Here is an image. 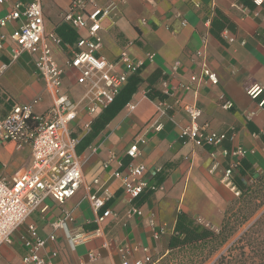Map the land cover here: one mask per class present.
I'll use <instances>...</instances> for the list:
<instances>
[{"label": "crops", "instance_id": "crops-1", "mask_svg": "<svg viewBox=\"0 0 264 264\" xmlns=\"http://www.w3.org/2000/svg\"><path fill=\"white\" fill-rule=\"evenodd\" d=\"M14 1L0 4V17L10 11ZM110 1L116 6L101 19V53L114 61L126 50L139 64L142 80L97 135L91 136L92 124L84 126L99 114V110L94 114L86 111V99L77 106L70 130L77 140L75 153L84 183L90 186V193L107 198L102 209L109 208L111 214L103 221L100 234L83 185L63 204L47 198V209L29 214L11 233L10 241L0 245V264H23L25 243L31 239L29 226L46 239L42 256L50 258L57 251L53 264H118L119 248L126 249L127 259L133 263L144 257L143 248L151 255L167 249L179 212L211 229L221 223L231 198L220 181L231 161L220 153L222 148L230 151L240 146L245 150L239 167L246 175L233 171L237 188L239 184L247 186L251 175L264 173L262 95L252 98L248 93L253 85L264 87V0H92L85 11ZM69 2L41 0L43 29L53 57L64 70L63 89L78 101L86 86L67 63L66 45L77 39V33L62 20ZM20 23L11 20L0 27V36H4L0 65L6 64L0 73V119L13 104L36 99L33 110L37 113L51 104V96L36 73L34 55L23 52L11 58L14 43L9 35ZM49 33L59 36L61 45L54 44L47 37ZM203 64L216 74L217 83L204 77L190 79L199 75ZM226 100L232 103L229 109L222 107ZM184 104L200 109L197 123L201 128L225 134L218 146L197 144L181 134L190 123ZM155 121L162 124L161 129H155ZM135 142L139 154L131 159L126 150ZM30 160L29 146L0 142V176L10 180L26 169ZM130 162L145 166L143 179L148 184L133 199L114 176L115 170L127 173ZM152 184H156L155 189H150ZM64 211L74 218L67 220L66 227L88 235L74 248L66 230L52 226ZM51 234L54 240L49 238ZM90 251L96 255L94 259L88 257Z\"/></svg>", "mask_w": 264, "mask_h": 264}, {"label": "built area", "instance_id": "built-area-1", "mask_svg": "<svg viewBox=\"0 0 264 264\" xmlns=\"http://www.w3.org/2000/svg\"><path fill=\"white\" fill-rule=\"evenodd\" d=\"M257 3L260 0H255ZM7 0H0V4ZM92 0H70L67 10L64 11L62 20L77 33L74 44H67L69 52L68 64L78 71L79 81L86 86V92L78 101H74L70 94L63 89V68L56 62L52 55L51 47L45 41L43 29V10L41 0H17L12 3L10 11L0 17V27L11 20H21L9 35L14 43L11 58H17L21 53L28 52L34 55V65L38 76L43 80L46 90L51 96V104L42 112L33 110L36 103L13 104L0 119V142L14 141L18 145H27L30 148L31 160L29 166L17 172L10 180L0 176V245L10 241L11 233L21 225L32 212H44L48 205L47 198L63 204L83 185L86 198L98 223L97 233L102 232L101 226L106 217L111 214L109 208L102 209L106 199L95 193L89 192V185L84 183L81 162L75 153L77 140L71 135L70 124L77 117V106L86 99V111L89 114L99 112L109 105L118 91L124 86L127 77L139 64L134 63L126 50H122L114 61H108L101 53L102 40L99 34L101 19L109 15L116 6L113 1L96 6L85 11L87 4ZM84 31V34L81 32ZM56 45H61V38L55 33L47 35ZM4 36H0V49L3 47ZM201 55V52H197ZM152 57V55L150 56ZM6 64L0 65V73ZM204 77L211 83H217L216 74L205 64L202 65L199 75H191L193 81ZM252 98L262 95L259 105L264 109V87L253 85L248 90ZM231 101L226 100L222 107L229 109ZM183 109L189 118V125L181 130L197 144L218 146L224 139V133L201 128L197 123L200 109L192 104H184ZM155 129L162 127L155 121ZM90 121L84 126L89 127ZM223 156L231 158L228 167L223 169L220 181L235 196L240 195V190L234 184L233 171L238 166V161L245 154V150L237 146L233 150L221 149ZM126 154L134 159L139 154L137 143L130 145ZM215 163L212 168H215ZM145 166L142 163L130 162L127 173L120 170L114 171V176L119 178L124 192L131 198L139 194L148 186L143 179ZM97 179H94V183ZM155 189L156 184L149 186ZM74 221L69 211L52 222L54 229L66 230V237L72 248L88 238L84 232H72L66 227V222ZM31 239L26 241V252L21 257L23 264H53V257L57 251L52 252L50 258L40 254L45 246L46 239L36 235L35 228L29 226ZM51 240L55 237L49 236ZM107 247L109 244L104 242ZM145 255L130 263L126 256V249L119 248L120 261L118 264H150L151 254L143 248ZM90 251L88 257L95 258ZM111 264H115L112 262Z\"/></svg>", "mask_w": 264, "mask_h": 264}, {"label": "trees", "instance_id": "trees-1", "mask_svg": "<svg viewBox=\"0 0 264 264\" xmlns=\"http://www.w3.org/2000/svg\"><path fill=\"white\" fill-rule=\"evenodd\" d=\"M141 80L136 68L129 74L113 101L90 121L91 136L97 135L128 102ZM157 93L161 98L162 95ZM241 160L242 158L239 159L236 169L245 176V172L239 167ZM251 176V184L238 185L240 195L237 206L225 210L218 230L205 226L184 212H179L166 254L158 264H264V174ZM145 196L146 194L139 202H142ZM152 262L151 255L150 264Z\"/></svg>", "mask_w": 264, "mask_h": 264}, {"label": "rangeland", "instance_id": "rangeland-1", "mask_svg": "<svg viewBox=\"0 0 264 264\" xmlns=\"http://www.w3.org/2000/svg\"><path fill=\"white\" fill-rule=\"evenodd\" d=\"M262 174H264V173H262ZM251 183H252V181L249 182L248 185L251 184ZM225 188H226V189L229 191V193L231 194V198H230L229 202L227 203V205H226V207H225V209H224V211H223L222 218H223V216H224V212H225V210H226L227 208H229V207H233V208L236 207V206H237L236 203H237V201H238V196L233 195V193H232L227 187H225ZM221 220H222V219H221ZM207 225H208V224H207ZM219 226H220V224H219V225L217 226V228H215L214 230H218ZM164 254H166V250H165V249L160 250V251H158V252L152 254V260H153L152 264H158L159 260L162 258V256H163Z\"/></svg>", "mask_w": 264, "mask_h": 264}]
</instances>
